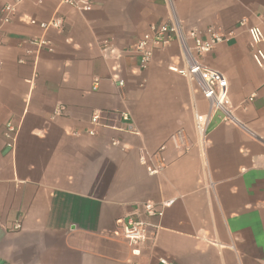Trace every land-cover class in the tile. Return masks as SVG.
<instances>
[{
  "label": "crops",
  "instance_id": "1",
  "mask_svg": "<svg viewBox=\"0 0 264 264\" xmlns=\"http://www.w3.org/2000/svg\"><path fill=\"white\" fill-rule=\"evenodd\" d=\"M4 2L0 264H264V68L248 33H264V0H91L90 12L24 0L8 24ZM174 15L186 30L227 36L202 61L227 79V106L242 127L215 113L204 154L197 116L209 105L197 83L169 71L183 62L178 43L156 51L147 70L134 55L150 27ZM56 16L62 31L28 23ZM41 37L54 52L28 43ZM123 112L133 132L122 130ZM96 113L104 120L91 136ZM10 120L19 127L13 152L2 136ZM178 131L188 152L170 142ZM142 159L165 167L149 175ZM169 201L140 256L112 235L124 219H146L147 202Z\"/></svg>",
  "mask_w": 264,
  "mask_h": 264
},
{
  "label": "built area",
  "instance_id": "2",
  "mask_svg": "<svg viewBox=\"0 0 264 264\" xmlns=\"http://www.w3.org/2000/svg\"><path fill=\"white\" fill-rule=\"evenodd\" d=\"M24 0H5L1 7V21L4 24L10 23L16 15L17 6ZM61 5L69 6L79 12H90L93 8L91 0H58ZM264 21V18H263ZM28 23L32 26H38L44 31L55 30L62 31L64 27V19L56 16L50 21L40 22L36 19H29ZM246 25V21L240 22V26ZM253 47V59L256 64L264 68V51L259 47L264 41V33L261 27L252 26L248 29ZM225 36L219 29L209 27L203 31L201 30H186L181 21L174 15L171 20L160 25L151 26L137 42L134 50V55L139 59L140 70H147L153 62L155 52L165 49L173 43H178L182 53V65L171 64L168 69L170 72L186 78L192 83H197L203 94L204 99L208 102V111L205 114L197 116V131L200 136L202 145V153L204 154V144L206 133L209 126V121L217 112L223 115L222 121L235 126L242 124L232 115V112L227 106L228 101V82L225 76L216 71L206 67L203 64L202 58L211 53L218 45L226 42ZM29 44L36 46L38 49H46L49 52H54L52 42L45 38H32L28 41ZM107 48V47H106ZM20 63H24L20 61ZM2 66L0 64V70ZM124 84L121 82V86ZM252 100V99H251ZM66 111L64 106H59L56 115L61 116ZM122 120L126 123L125 128L129 132H133V124L131 123V116L129 112L121 113ZM104 117L101 113H96L92 116L89 134L95 135V128L102 125ZM19 127L13 120L8 121L3 127V140L5 148L13 152L16 147ZM172 146L181 152H188L189 146L186 136L183 131H178L170 138ZM119 142H114L118 144ZM166 146H162L155 156L159 158L164 152ZM142 163L147 166L149 175H157L164 169V164L154 165L148 164L146 159H142ZM173 201L156 204L154 202H147L144 204V213L146 219L127 218L120 221V226L112 235L119 237L126 241L133 249L134 256L141 255V247L145 245L152 238V231L158 230L160 224H154L152 220H161L164 217L165 210L173 205ZM21 225L17 223L15 229H20ZM164 264L167 261L162 260Z\"/></svg>",
  "mask_w": 264,
  "mask_h": 264
}]
</instances>
